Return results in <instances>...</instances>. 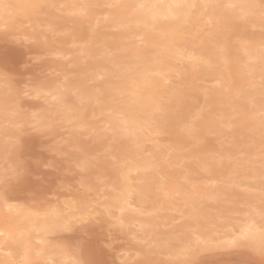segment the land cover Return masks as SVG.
Wrapping results in <instances>:
<instances>
[{
	"label": "rangeland",
	"instance_id": "374dc122",
	"mask_svg": "<svg viewBox=\"0 0 264 264\" xmlns=\"http://www.w3.org/2000/svg\"><path fill=\"white\" fill-rule=\"evenodd\" d=\"M41 4L47 5L46 3ZM105 5L96 1L89 6L94 13H99L96 15L98 20L101 18L95 26L97 33L105 35L106 41L107 39L114 41V45L120 43L129 44V47L138 45L127 38L116 37L118 30L108 25L109 14L108 12L106 14V11L110 8ZM37 16L40 19L23 22L21 15H18L17 18L19 17L20 20L18 24L15 23L16 29L7 27V25L0 26V97L3 99L6 97L5 103H3L4 107L12 108L10 114L6 115L7 118H4L5 115L3 116L4 111L0 110V123L3 122L4 127V132H0V140H2L0 141L2 143V146L0 145V201L13 202L28 209L40 210L53 205L66 207L68 204L66 202H72V199L75 200L81 196L73 210L78 211L79 207H82L80 201H83V206H86V203L91 204L88 209L90 208L89 211H92L84 220H78L80 215L76 214L75 219L77 220L45 233L49 244L46 249L48 252L45 251L46 254L53 258L65 254L66 264L67 262L72 264H248L249 261H258L260 258L258 253L254 247L246 243H244L246 247L243 248L213 246L210 249L199 250L191 258L187 257L186 259L174 258L169 255L167 247L173 246L177 242L175 235L192 233L197 226V218H199L196 215L184 216L178 210L180 200L176 198L177 194H174V197L169 196L170 198L159 194L157 199L151 200L154 201L153 205L156 207L149 216H157V223L153 226H144L143 229L138 230L135 225L137 221L126 223V225L116 223L115 210L109 208L115 215L110 216L107 209L104 208L103 202L107 199V192L112 188V173L120 165L117 156L118 140L110 135L109 130L98 127L100 123H92L97 129L81 132L80 128L76 131L69 123L65 122L62 113H60V111L62 112L61 108L67 104L81 105L76 98L75 89L66 87L64 90L66 100L58 106L54 105L52 100L48 103L45 98L46 94L43 92L33 94V96L30 94L33 88L44 82L65 83L64 79L74 77L78 70H82L86 66L87 56L82 57L80 48L87 38V32L91 26L90 21L85 16L78 15L73 11L68 14L61 7L52 4L40 10ZM205 20L203 17L199 21V25L196 26V32L200 34V43H205L211 35L222 34L226 47H229L231 52L240 53L241 50L236 47L239 39H247L245 42L247 45L254 43L251 41L253 38L264 40V25H262L260 12L256 14L255 19L254 16L233 17L230 24L222 26L219 32L215 28L217 22L208 23ZM127 34L128 36L132 35L131 33ZM108 44V41L107 43L105 41L95 43L96 51L91 58L93 62L99 66L106 64L115 68L124 63L114 65L110 62L111 60H107L108 55L112 57V54H120L124 61L129 60L126 47L116 49ZM58 48L70 50L71 53L66 57H61L54 54V50ZM180 60L178 62H182V65L177 62L178 66L174 68L175 71L180 66L188 65L185 61ZM250 62L259 67L261 58L250 59ZM237 63L244 65L239 58H229L223 65H228L227 69L223 68L225 70H223V75L230 80L238 81L240 73ZM180 71L173 73L171 82H169V85H174L180 90L182 89L183 92V103L173 108L175 113L178 112L177 114H180L179 112L186 103L189 104L191 101L195 103L192 92L198 96L196 102L202 100L200 105H204L202 110L205 113L218 105H223L217 103L212 93L220 89L224 92H229L232 89L227 84L221 86L216 83L213 80L215 75H208L207 80L206 77L195 80L194 76V82L199 86L197 89H190L189 83L182 80ZM88 73L90 76L85 81V86L101 93L97 87L105 75L98 78L93 77L94 71L90 69ZM113 78L116 79V77ZM253 79H257L255 83L257 88L262 87L260 77H253ZM201 86H204L203 89L206 91L204 95L201 93ZM253 97L262 99L264 93L258 92ZM236 98L238 95L229 98L227 102ZM225 104L227 106L229 103ZM41 113L48 115L46 119L49 124L40 125L37 123L35 115ZM99 118L98 113L88 117L93 121H97ZM190 124L187 122L184 127L188 128ZM221 125V131L218 133L204 131L201 128L197 141H193L191 136H181L187 142L184 151H195L194 155L184 158L183 162L179 164L173 163L164 168L156 165L153 167L158 170L163 169V172L160 170L161 174L154 172L160 179L164 180L169 177L166 176V171H170L180 183H185L188 178V181L191 179V181L198 182L196 187H191L192 190L196 191L199 186L208 191L212 190L210 196L202 193L198 195L197 207L209 215L211 220L209 226L218 228L222 233L241 222V219L246 215L243 210L252 209L254 205L264 206V193L261 194L263 198L259 200L260 203L254 196H248L249 191L256 193V188H247L248 186L239 185L236 182L240 180L256 183L257 179L259 180L256 176H248V174H259L261 157L264 156V153L261 152L264 150V143L249 144L258 154L251 155L242 150V152L235 153L234 156H228L224 162L218 161L220 157L216 151L198 152L200 148L206 150L223 148L229 151L243 148V145L236 146L232 141L234 139L233 125ZM170 126L171 124H169ZM166 130L150 134L149 137L153 136L152 139H154L148 138V141H144L146 146L144 148L147 150L144 155L151 152L162 155L173 141L172 134ZM245 134L243 132L235 137L241 140L245 138ZM72 137L78 142V145L72 144ZM82 148L86 150L85 155L89 159L86 164H82L78 159L83 154ZM125 153L127 154V152ZM209 155L213 156L209 160L212 168L210 172L198 164L200 158ZM167 158L170 160L171 156L169 155ZM113 164L117 166L113 167ZM209 176H213L215 179L208 180ZM161 196L162 198H160ZM194 210L196 211V208ZM225 224L229 225L221 226ZM133 227L137 230H134ZM150 234H154L152 236H155L156 240L150 242L153 239ZM162 238L164 239L162 240ZM157 239L159 242L155 244ZM36 242L38 241L36 240ZM157 243L160 246H157ZM9 245L12 247L11 243ZM149 249L157 250L150 251ZM41 254L42 250L34 252L33 255L37 258L32 259L30 264H50L44 259L38 258Z\"/></svg>",
	"mask_w": 264,
	"mask_h": 264
},
{
	"label": "bare ground",
	"instance_id": "6f19581e",
	"mask_svg": "<svg viewBox=\"0 0 264 264\" xmlns=\"http://www.w3.org/2000/svg\"><path fill=\"white\" fill-rule=\"evenodd\" d=\"M96 1L106 5L143 3L150 6L147 9L137 11L123 8H110L106 11V14L107 12L109 14L108 25L118 30L116 37L127 38L138 44L135 47H129V44L122 43L114 45V41L107 39L108 45H112L116 49L126 47L128 61H124L123 56L120 54H112V57H109V55L107 57V60H111L110 62L114 65L124 63L122 66H116L115 68L106 64L99 66L91 60L94 56L93 53L96 51L95 43L101 41L107 43L105 35H100L95 29L97 22L101 19L98 20L96 16L99 13L95 12V14L89 7L91 3ZM2 2L10 7L0 8V26L7 25V27H15L16 29L17 25L15 23L18 24L20 20L18 19L20 16L17 18L18 15H21L23 22L40 19L37 16L40 10L33 9L30 6L41 3L61 7L68 14L72 11L76 12V14L85 16L90 21L91 26L88 29L87 38L80 48L82 57L87 56L86 66L82 70H78L74 77L64 79L65 83L44 82L33 88L30 94L33 96V94L43 92L46 94L45 98L48 103L52 100V103L58 106L66 100L65 88L75 89L76 98L81 105L71 106L67 104L64 108H61L62 112L60 111V113H62L65 122L69 123L76 131L80 128V125H86L88 131L97 129L93 124L100 123L98 127L109 130L110 135L118 140L117 156L120 165L116 167L117 165L113 164V167L116 168L111 176L112 188L107 192V199L103 202V205L105 204L104 208L107 209L110 216L113 215V210H110H115L116 223L126 225V223L137 221L135 225L138 230L143 229L144 226H153L157 223V216H149L156 207L153 205L154 201L151 200L153 198L157 199L159 194L165 198L171 197V195L174 197L173 195L177 194L178 197H175L180 200L178 210L184 216L196 215L199 218H197V226L192 233L176 234L177 242L173 246L167 243L170 246L167 247V251L174 258H191L197 251L210 249L213 246L229 247L226 242L240 236L248 225L253 227L249 238L243 243L255 249L264 242V237L261 236V232L264 231L263 205H254L252 209L243 210L246 215L243 214L244 217L241 222L236 223L228 231L221 233L218 228L209 226L211 222L209 215L202 211L200 207H197L198 195L202 193L210 196L212 190H205L201 186L198 189L196 188V191L192 190L191 187H196L198 182L191 181V179L188 181L189 178L186 177V182L180 183L170 171L165 170L166 176L169 177L163 175L166 177L164 180L155 175L163 172V169L161 170L159 167L164 168L173 163L179 164L183 162L184 158L194 155L195 151H184L187 142L181 136H191L193 141H197L201 128L204 131L218 133L221 131V124L233 125L234 139L232 141L236 146L243 145V148L234 151L223 148L213 150L197 149L198 152L202 153L216 151L220 157H218L219 162H224L228 156H234L235 153L242 152V150L249 152L251 155L258 154L253 146L249 144L254 142L256 144L264 143V98L256 99L253 97L258 92L264 93V40L253 38L251 41L254 43L247 45L245 43L247 39L238 38L236 47L241 51L240 53L231 52L230 48L224 44L225 39L222 34L211 35L205 43H200V34L196 32V26L204 17L208 23L217 22L215 28L219 32L222 26L230 24L233 17L254 16L255 19L256 14L260 12V8H253L252 6L260 5L261 0H2ZM191 4H196L198 7L192 9L185 6ZM229 4L235 5V7H225ZM177 5L181 6L177 7ZM127 33L132 35L128 36ZM70 53L71 51L67 49L58 48L54 50V54L61 57H66ZM231 57L239 58L240 62L244 63V65L237 63L240 73L238 81L230 80V78L223 75V70L227 69L228 66L223 65ZM256 57L261 58L259 67L250 62V59ZM180 59L188 65L180 66L182 69L179 67L180 69L178 68L175 71L174 68L178 66V63L182 65V62H178ZM89 69L94 71L93 77L98 78L105 75V78L97 87L101 93L85 86V81L90 76ZM178 70H181L182 73L179 74L182 75V80H185V83H189L190 89H197L199 85H196L194 81L198 78L205 79V77L207 80L208 75H215L213 80L216 83L221 86L227 84L232 89L229 92L220 89L212 93L217 103L223 105H218V107L212 108L208 112L205 111V113L202 110L204 105H200L202 100L196 102L198 96L192 92L195 103L191 101L188 102L189 104H183V109L179 112L180 114H177L178 112L175 113L173 108L183 103V92L182 89L169 85V82H171L173 73H177ZM113 77H116V79ZM253 77L262 79V87H256L257 79L254 80ZM203 87L201 93L204 95L206 91ZM25 89L24 91H27ZM234 95H238V98L227 102ZM5 99L0 97V110L4 111L3 116L5 115L4 118H7L6 115L10 114L12 108L3 106ZM225 103L229 104L225 106ZM51 109L53 110V108ZM97 113L100 115L97 121L88 119V117ZM47 116L46 113L37 114L35 120L40 125H47L49 124L48 119H46ZM187 122L191 124L188 128H185ZM2 123H0V132H4ZM169 124H171L170 127ZM165 128L172 134L173 141L171 144L167 146L162 155H156L151 151L150 154L144 155V152L147 151L144 148V141L146 142L150 138L151 133L157 131L159 133L166 130ZM243 132L246 133L245 138L240 140L235 137ZM9 136L11 135L9 134ZM152 137L151 140L154 139ZM72 144L78 145L74 137H72ZM0 145L2 146L1 142ZM85 151L83 150L82 156L78 158L82 164L89 161ZM172 151L173 153H171ZM261 152L264 153V150ZM169 155L171 156L170 160L167 158ZM210 158L212 159L213 156H204L200 158L199 162L197 161L202 168L208 169L209 172L212 169L209 163ZM159 161L161 163H158ZM163 163L165 164L161 166L160 164ZM155 165L159 166L158 168L162 172L154 168ZM152 167L153 169H151ZM148 168L150 169L148 170ZM248 176L259 178V174H248ZM207 179L214 180L215 177L209 176ZM236 182L239 185L248 186L247 188H256V193L254 191L250 193L249 191L248 196H254L258 202L263 198L258 179L256 183L240 180ZM257 191L259 192L257 193ZM79 197L75 200L72 199V202H66V204L68 203L66 207L53 205L40 210L28 209L13 202L0 201V264H25L26 259L31 263L32 259L36 257L33 253L39 250H42V254L38 258H42L50 264H66L67 257L65 254L57 258L46 254L45 251H47L49 244L45 233L77 220L75 219L76 214L80 215L78 220H84L92 212L89 211L90 208L88 209L91 204H87V201L85 202L86 206H83V201H80L82 207H79L78 211L73 210ZM109 208L111 209L109 210ZM142 214L143 216H141ZM226 225L229 224L221 226ZM137 228L134 230H137ZM150 235L153 237L150 242L156 240L155 236H152L154 234ZM156 242H159V240L154 243L156 244ZM9 243L12 244V247ZM149 250L152 251L153 249ZM67 264L72 263L67 262Z\"/></svg>",
	"mask_w": 264,
	"mask_h": 264
},
{
	"label": "snow or ice",
	"instance_id": "6c2138e0",
	"mask_svg": "<svg viewBox=\"0 0 264 264\" xmlns=\"http://www.w3.org/2000/svg\"><path fill=\"white\" fill-rule=\"evenodd\" d=\"M181 5H177V7H180ZM186 7H190L192 9H196L198 7V5L196 4H191V5H185ZM10 7L9 5H6L2 2V0H0V8H7ZM30 7H32L33 9H37V10H42L45 7H48V5H44V4H34L31 5ZM105 7L108 8H123V9H131L133 11H137V10H144L149 8L150 6L147 4H120V3H116V4H108L105 5ZM155 7V6H152ZM171 7V6H170ZM225 7L228 8H234L235 5H226ZM253 8L255 7H259L260 8V13H261V20H262V25H264V0H261V4L260 5H253ZM83 102V101H82ZM80 130L81 132L87 131V126L86 125H80ZM260 168V172H259V186H260V191L262 193H264V156L261 157V162L259 165ZM252 225H248L240 234V236L235 237L234 239L227 241V245L231 248H243L246 247V245L243 243L246 239L249 238L250 233H251V229H252ZM261 236L264 237V231L261 232ZM199 239V238H197ZM202 242V241H201ZM258 255H259V260L258 261H249L248 264H264V242H262L258 248L254 249ZM25 264H30L29 261H27V259L25 260Z\"/></svg>",
	"mask_w": 264,
	"mask_h": 264
}]
</instances>
